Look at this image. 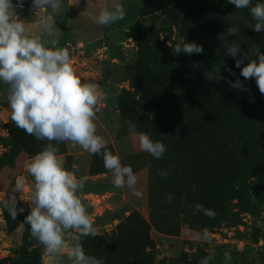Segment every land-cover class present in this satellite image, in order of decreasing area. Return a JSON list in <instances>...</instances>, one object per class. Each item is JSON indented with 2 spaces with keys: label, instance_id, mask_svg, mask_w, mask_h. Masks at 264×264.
Returning <instances> with one entry per match:
<instances>
[{
  "label": "rangeland",
  "instance_id": "374dc122",
  "mask_svg": "<svg viewBox=\"0 0 264 264\" xmlns=\"http://www.w3.org/2000/svg\"><path fill=\"white\" fill-rule=\"evenodd\" d=\"M257 2L264 0H253V4ZM114 3L124 6L125 19L111 26L95 23L100 9L111 10ZM24 4L22 9L17 8V14L29 27L38 24L32 0H25ZM231 5L228 0H151L150 3L149 0H86L85 3L62 0V12L57 18V27L62 32L60 46L69 49L77 75L82 80L96 81L105 93L95 121L97 134L105 139L106 150L118 154L123 165L132 167L137 176L135 187L142 193L137 198L127 187H114L112 174L105 169L101 155L65 142V153L60 155L65 167L84 181L83 202L94 219L96 235L111 232L134 210L149 218V154L139 149L137 140L129 134L128 124L135 123L137 133L150 134L155 125L182 108L185 87L165 82L168 73L170 80L175 79L166 68L168 54L182 59L196 57L198 69L206 76L217 70L241 75L251 48L242 34L246 28H241L237 36L225 37L240 44L241 53L236 57L226 54L224 43L218 38L230 27L225 17L237 11ZM238 22L244 23L239 20L231 26L240 28ZM257 33L263 36L264 30ZM182 40L197 43L203 52L190 56L175 54L173 47ZM155 54L159 57L154 61ZM241 59V67L237 68L236 60ZM6 87L0 82V200L12 193L17 177L24 176L28 185L32 182L26 168L32 157L10 143L6 129L11 119ZM248 180L245 193L248 206L239 212L237 224H223L218 229L181 227L176 234L151 229L154 264H198L208 255L213 256L210 264H264V175L250 176ZM15 195L17 208L29 213V188ZM232 202L238 203L235 198ZM23 231L21 227L7 231L0 207V264L19 261ZM204 231L210 234V242L195 239L197 233ZM225 251H230L229 262L224 259ZM40 264L56 262L42 252ZM62 264H70L66 255Z\"/></svg>",
  "mask_w": 264,
  "mask_h": 264
},
{
  "label": "clouds",
  "instance_id": "9594fccd",
  "mask_svg": "<svg viewBox=\"0 0 264 264\" xmlns=\"http://www.w3.org/2000/svg\"><path fill=\"white\" fill-rule=\"evenodd\" d=\"M25 0H0V82L6 85V99L11 109V120L17 128L37 140L48 141L47 145L27 163V173L32 178L30 185L24 176L16 178L12 193L0 200V207L6 209L15 220L24 209L17 208L16 192L29 188L30 212L24 223L30 228V234L42 246L44 254L56 264H62L66 255L70 264H104L102 259L85 253L82 238L96 236L94 219L88 213L83 202L84 181L65 167V161L56 145L70 142L84 151L101 155L105 169L112 174V183L116 188L127 187L132 195L140 198L142 193L136 189L137 176L130 165H123L120 156L106 150L105 139L97 134V113L101 111L102 101L106 98L96 81L82 80L74 68L69 49L60 46L62 36L57 27V18L62 12V0H32L33 15L38 24L29 27L17 14ZM237 10L247 9L252 22L245 16L229 14L225 20L230 27L220 34L226 48V54L236 57L241 53L240 44L229 42L226 36H237L240 29L231 26L242 20L248 28L256 32L264 30V2L253 4V0H228ZM126 10L120 3H114L111 10L100 9L95 23L111 26L123 21ZM175 54H201L202 46L195 42L182 40L173 47ZM258 59H251L241 69L246 80L255 78L261 94H264V53L259 47L252 49ZM243 60H236L240 68ZM235 75V73H230ZM213 78V77H209ZM217 80L225 79L216 72ZM235 89L246 90L237 79ZM129 134L138 142L139 149L154 159L163 158L166 145L154 141L145 132H136L135 123L129 122ZM103 150V151H102ZM162 177L167 170H159ZM195 191V186H193ZM167 200L173 202L168 194ZM202 213L215 218V210L195 205L194 214ZM187 230V226H185ZM195 239L210 242L207 231L197 233ZM212 255L205 256L198 264H210ZM226 262L231 261L230 251L224 252Z\"/></svg>",
  "mask_w": 264,
  "mask_h": 264
},
{
  "label": "trees",
  "instance_id": "16d2710c",
  "mask_svg": "<svg viewBox=\"0 0 264 264\" xmlns=\"http://www.w3.org/2000/svg\"><path fill=\"white\" fill-rule=\"evenodd\" d=\"M231 8L237 10L234 5ZM235 15L252 22L246 9L237 10ZM238 25L240 31L246 28L242 34L251 47L246 55L247 65L251 59H258L252 54L253 48L259 47L264 53V35L245 23ZM156 51L161 52L160 48ZM168 55L166 68L176 80H170L168 73L165 82L185 87L184 101L177 114L168 115L162 124L150 130V137L163 142L167 151L161 159L149 154V218L134 210L111 232L82 238L85 253L102 259L104 264H154L151 229L176 234L185 226L218 229L223 224H237L239 212L248 206L245 195L248 179L264 175V94L259 92L255 78L246 80L238 73L233 76L230 73L234 72H218L227 80H217V71L206 76L198 69L196 57L182 59ZM158 57L155 54L154 61ZM237 79L246 90L230 86L228 81L234 83ZM6 129L10 143L29 158L48 143L17 128L11 119ZM53 144L59 148V154L65 153V142ZM158 169L167 170L168 175L160 176ZM168 194L173 197L172 203L167 200ZM234 198L238 203L232 202ZM197 203L215 210V218L194 214ZM2 210L8 232L18 227L24 230L20 259L13 264H40L43 248L24 223L29 213H18L13 220L6 209Z\"/></svg>",
  "mask_w": 264,
  "mask_h": 264
},
{
  "label": "crops",
  "instance_id": "0c3cea01",
  "mask_svg": "<svg viewBox=\"0 0 264 264\" xmlns=\"http://www.w3.org/2000/svg\"><path fill=\"white\" fill-rule=\"evenodd\" d=\"M78 1V0H77ZM86 0H80V2L85 3ZM71 2H74V0H71Z\"/></svg>",
  "mask_w": 264,
  "mask_h": 264
}]
</instances>
